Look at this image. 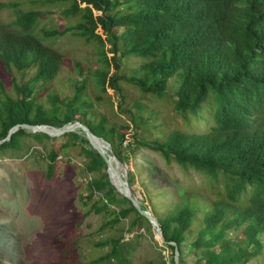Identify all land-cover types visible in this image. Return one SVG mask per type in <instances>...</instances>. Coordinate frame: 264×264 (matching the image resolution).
<instances>
[{"label": "trees", "instance_id": "obj_1", "mask_svg": "<svg viewBox=\"0 0 264 264\" xmlns=\"http://www.w3.org/2000/svg\"><path fill=\"white\" fill-rule=\"evenodd\" d=\"M44 1L61 4L60 14L74 19L44 36L70 33L92 43L97 66L79 80L76 60L72 90L61 93L55 84L66 56L33 32L45 12L0 1V11L14 16L6 23L0 15V140L17 124L79 121L127 165L139 149L153 150L207 179L204 188H151L143 167L128 168L134 195L147 202L141 207L149 208L170 249L172 257L158 264H175L176 247L179 264H264V0ZM30 68L20 80L17 74ZM132 89L151 102H171L182 124ZM113 97L124 123L100 111ZM26 139L45 146L46 179L60 155L78 149L90 175L85 202L93 201L83 217L91 211L109 217L99 227L108 236L75 264H132L140 234L124 240V232L152 224L111 183L105 159L76 132L49 136L21 126L0 143V154L23 150Z\"/></svg>", "mask_w": 264, "mask_h": 264}, {"label": "rangeland", "instance_id": "obj_2", "mask_svg": "<svg viewBox=\"0 0 264 264\" xmlns=\"http://www.w3.org/2000/svg\"><path fill=\"white\" fill-rule=\"evenodd\" d=\"M0 1L18 2L22 8L45 12L36 20L33 32L44 43L52 45L66 56L61 82L55 84L61 93H70L72 90L73 79L69 77L78 70L76 60L81 62L83 71L79 80L97 66L96 48L92 43H85L70 33L49 38L44 36L45 30H62L74 23V19L60 14L61 4H49L44 0ZM0 15L6 23L14 18L10 9L1 10ZM32 71L30 68L25 74L18 73L17 76L20 80L26 79ZM169 85L174 91L175 81L171 80ZM86 91L89 92L90 87ZM131 92L143 102L156 104L173 123L182 124L171 102H151V97L142 96L135 89ZM115 99L113 97L105 101L100 111L108 114L110 121L124 123L126 118L114 114ZM207 116L210 117V114ZM78 134L84 137V134ZM102 149L108 156V147ZM45 152L43 144L26 139V148L23 150L0 154V264H75L91 257L90 245L105 239L109 234L110 230H99L109 217L95 211L83 217L93 201L85 202L90 175L84 170V158L78 149H70L60 155L51 179L44 177ZM135 166L144 168L143 180L151 188L182 190L186 186L207 187V179L203 174L191 169L184 170L176 163L167 164L157 152L147 148L139 149L127 168L133 169ZM113 168L116 177L121 180L124 170L114 158ZM137 201L143 211L151 214L148 207H141L147 204L146 201L144 204L139 199ZM127 220L125 218L122 222ZM136 234H140V237L132 264H147L149 261L158 264L161 258L169 260L172 257L170 249L157 237L155 225L150 230L134 228L125 231L124 240L135 238Z\"/></svg>", "mask_w": 264, "mask_h": 264}, {"label": "water", "instance_id": "obj_3", "mask_svg": "<svg viewBox=\"0 0 264 264\" xmlns=\"http://www.w3.org/2000/svg\"><path fill=\"white\" fill-rule=\"evenodd\" d=\"M21 126L23 127L26 131H29V132H44L46 134H48L49 136H59L63 133H66V132H76V133H80V132H83L84 134V137H86L89 141V144L90 146L97 150L98 153L105 159L106 161V164H107V172L109 174V178H110V181L111 183L114 185L113 181H112V177H111V172L113 171L110 167V164H109V159L105 153V151L96 145V142H95V139H101L104 143L107 144L109 150H110V153L112 154L114 160L121 166V168L124 170V173L121 177V181L123 183V188L122 189H118L116 187V189L124 196L128 197L131 202L135 205L136 208H138L140 210V212L145 215L149 221L151 222V224L155 227H156V235L157 237L163 242V234H162V230H161V227L159 225V223L157 222V220L151 215V214H147L145 211H143L139 205H138V201H137V198L136 196L134 195L130 185H129V182H128V168H127V164L124 163V162H121L117 156L114 154L113 150H112V147L110 145V143L108 141H106L104 138L102 137H99L95 134H93L90 129L80 123L79 121H75V122H69L61 127H56V126H51V125H47V124H40V125H32V124H26V123H23V124H17L15 126H13L7 136L3 139V140H0V143L2 141H5V140H8L11 136V134L17 130V128ZM51 128V129H50ZM172 244H175V242H171ZM178 255H179V251L177 249V247L175 248V253H174V261H175V264H179L178 262Z\"/></svg>", "mask_w": 264, "mask_h": 264}, {"label": "bare ground", "instance_id": "obj_4", "mask_svg": "<svg viewBox=\"0 0 264 264\" xmlns=\"http://www.w3.org/2000/svg\"><path fill=\"white\" fill-rule=\"evenodd\" d=\"M95 142H96V145L99 146V147H104V146H107L106 143H104L101 139H95ZM108 147V146H107ZM108 159H109V164H110V167L112 169V160H113V156L112 154L110 153V150L108 148ZM113 170V169H112ZM124 173V172H123ZM111 177H112V181L114 183V185L118 188V189H122L123 188V183L122 181L116 177V175L114 174V172L112 171L111 172Z\"/></svg>", "mask_w": 264, "mask_h": 264}]
</instances>
